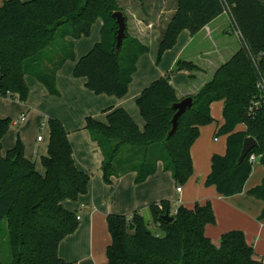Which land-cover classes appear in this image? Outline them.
Segmentation results:
<instances>
[{"label":"trees","instance_id":"1","mask_svg":"<svg viewBox=\"0 0 264 264\" xmlns=\"http://www.w3.org/2000/svg\"><path fill=\"white\" fill-rule=\"evenodd\" d=\"M226 11L242 36L240 49L191 96L192 107L178 118L172 135V105L180 100L170 77L195 69L182 60L135 99L142 130L123 108L105 109L104 121L84 119V129L102 156L105 184L127 173L141 184L159 166L170 173L176 186L184 184L192 175L190 148L200 127L213 122L210 105L214 101L223 102V124L216 134L226 135V151L211 157L205 185L215 187L222 197H231L243 192L253 165L250 154L260 156L264 169V97L257 86L264 79V0H176V11L158 42L157 59L174 47L181 31L194 36ZM114 12H121L126 23L118 51ZM97 19L102 21L100 42L75 62L73 76L85 78V86L96 95L124 97L148 47L128 32L119 0L4 1L0 6V97L25 102L28 76L57 96V71L74 61V41L87 37ZM9 125V118L0 119V150ZM238 125L244 131L236 132ZM48 129L47 155L41 158L43 174L24 157L19 138L5 155L0 153V264H69L58 256V245L78 223L63 202L86 195L90 176L76 167L62 123L48 119ZM248 137L256 146L238 162ZM247 195L263 203L258 219L264 220V176ZM148 211L150 222L138 212L106 217L107 264H264L241 231L222 234L218 246L205 236L204 228L215 223L208 202L192 209L179 206L172 214L170 203L163 200ZM165 214L172 217L171 222L161 219Z\"/></svg>","mask_w":264,"mask_h":264},{"label":"crops","instance_id":"2","mask_svg":"<svg viewBox=\"0 0 264 264\" xmlns=\"http://www.w3.org/2000/svg\"><path fill=\"white\" fill-rule=\"evenodd\" d=\"M4 1L6 0H0V6ZM126 1L134 2V0ZM135 3L138 6L141 5V1ZM146 5L149 17H145L143 14L141 17L138 16L137 21L142 25V28L137 29L134 36L145 46L149 43L151 44V41H156L158 44L176 11V0L148 1ZM125 7H127V4ZM134 10L135 8L131 9L128 6L125 10L126 17L131 16V19H134L136 17ZM128 23L129 20H127V25ZM234 26L229 12L226 11L203 27L194 36H191L186 30L179 33L176 39V44L179 42L178 47L174 53H170L167 57L166 67L168 70L166 73L175 67L178 60L190 63L195 67L191 72L187 70L176 72L178 75L184 74L187 76V86L182 89L177 86L178 84H176L174 78L171 79L176 73L170 77V84L179 100L183 97L195 95L202 86L212 80L219 67L228 62L239 51L241 42L233 33ZM64 65L56 73V86L59 89L60 98L66 95L68 99L69 97L74 99L76 93H78L81 98H85L93 104V110L86 112L93 117H97L100 112L103 115V111L107 108H123L129 112L127 110L129 109V101L135 100L144 88L158 79L155 73L152 76L149 75L136 85L128 98L125 96L117 98L114 96L96 95L85 86V78L73 76L75 63L73 66L66 68ZM162 71L158 72L161 77L163 75L161 73H164L165 70ZM81 79L83 80L79 81ZM28 82L29 96L25 102L20 104L22 111L12 122V126L17 125L18 121L25 119V111L40 117L42 112L36 106L54 103L52 102L53 99L50 96L48 97L43 85L36 80H29ZM77 90L78 92H76ZM34 94L37 97L31 100ZM86 107L90 108V106ZM50 115L51 117H57L66 130L76 167L90 176L89 189L86 195L80 196L74 204L69 203L68 200V202H63L64 209L68 211L76 213L77 209H82L76 214V217L79 218L76 230L62 239L58 245V256L67 263L107 264L104 257L97 251L95 240L97 228L106 222V217L111 214L130 216L134 212L145 211L150 205L158 204L163 200L168 201L171 207L174 206L172 211H175L178 206L192 209L195 204L210 203L215 216V223L207 225L204 228V234L215 246L219 245L221 235L226 232L241 231L247 242L248 237L253 234L252 231L249 232L250 229L254 228L259 232L264 227L262 220L258 219L263 203L247 195V192L256 187L257 184L248 187L246 185L242 193L227 198L220 196L215 187L205 185V180L210 172L211 157L213 155H224L226 151V135L223 136L225 138L223 144H219L216 141L218 138L214 136L218 128L223 124L222 101L211 103L210 116L214 122L200 127L199 136L190 148L192 175L180 192L176 191L177 186L170 173L164 172L160 166L154 175L141 184L134 183L133 173H127L113 179L111 184H105L101 172L102 156L96 143L91 141L88 132L84 128L83 130L76 128L78 126L72 125L71 119L67 120L60 114L52 113ZM69 123L71 126H69ZM244 129L243 125H238L235 131L241 132ZM81 134L82 137L79 136ZM37 137L36 142L32 141V144L22 137L24 155L30 161H32L33 157L41 156L42 158L47 155L46 149L48 148L45 146L39 149L40 155L38 152L33 151L34 144L35 147L39 148L37 142H43V139L38 141ZM4 140L2 138V144ZM13 145L14 139H11L6 146L9 149ZM263 176L264 169L262 178ZM257 258L259 257L257 256Z\"/></svg>","mask_w":264,"mask_h":264},{"label":"rangeland","instance_id":"3","mask_svg":"<svg viewBox=\"0 0 264 264\" xmlns=\"http://www.w3.org/2000/svg\"><path fill=\"white\" fill-rule=\"evenodd\" d=\"M138 1H141L140 6H138V4L135 3ZM148 1L149 2H155L156 0H134V2H128L126 0H119L120 7L124 13L126 12L125 10L127 9L128 6H130L131 9L135 8L134 12L136 14V17H134V19L133 18L131 19V16L127 17L128 18L127 20H129V23L127 25L128 32L132 36L136 35L137 29L142 28V25L139 24L137 21L138 16L141 17L143 14V16L149 17V13H148L147 8H146L147 7L146 4L148 3ZM126 4H127V7H125ZM101 26H102L101 20H96L93 23L92 28L90 30V33L87 37H83V38H80V39L74 41L75 58H74V61H67L64 65L65 68L73 66L74 63L80 57H82L86 53H88L89 50H91L95 44L100 42ZM176 43H175L176 46L174 45V47L172 49L165 51L161 55L159 60L157 59V53H158L157 52V45H158L157 42L151 41V44L149 43L147 45L149 52L147 55L141 57L138 60L136 72H135V74L132 78V81L128 87L129 92L127 90L128 94L127 93L125 94L126 98L130 97L131 92L136 87V85L138 83H140L143 79L147 78L149 75L152 76L155 73L156 76H158L157 78H160L161 76H159L158 72H163L162 70H165L164 73H161L163 75L167 72V70H168L166 67V62L168 59L167 57H168V55H170V53H174L175 49L178 47L177 45L179 44V42H178V44H176ZM173 78H174L176 84H178L177 86H179V88L181 87V89H182V88L187 86V81H186L187 76H185L184 74L178 75V73H176V75L171 77V79H173ZM29 80L35 81L32 77H29V76L26 77L27 87L29 84V82H28ZM82 80L83 79H81L79 81H82ZM56 89L58 91L57 96L50 95L47 92V90L45 89L47 94H48V97L50 96L51 99H53L52 102H54V103H52V104L46 103L42 106H38V107L36 106V108H38L40 110V112H42L40 117H38L36 114H31V112H29V111L28 112L25 111L24 112L25 119L23 121H18V124L13 125V126H12V122H14V120L19 116V114L22 111V108L20 106V104H22V103L17 102L15 100H10V99L0 97V119H5V118L10 119L9 128H8L6 134L3 136V138L5 140H4L3 144L1 143V150H0L1 155H3L7 150H9L10 148H12L14 146L13 145L9 149L6 146L7 144H9V141L11 139H14V144H15V141L17 140V138H19L22 142V137H23L26 140H28V142L30 144H32V141L36 142L37 136L41 137V140L43 139V142H37V145L39 146V148L35 147V144H34L33 151L38 152V154L40 155L41 153H40L39 149H42V147H44V146L46 148H48V144H49L48 119H51V118L57 119V117H51V115L49 116V114H52V113H54L56 115L60 114L61 116H64V118H67V120L71 119V124L74 126H78L76 128H80L82 130L84 128V122H85L84 119L86 117H92L98 121H104V116L101 114V112L97 117H93V116L88 115L86 113V112H90L91 110H93L94 106L87 99L81 98L78 93H76L74 99L71 97H69V99H68V97H66V95H63L62 98H60V92H59V89L57 86H56ZM76 92H78V90ZM28 96H29V87H28L27 98H28ZM36 97H37V95L34 94L31 98V100H34ZM27 98H26V100H27ZM184 98H186V97H183L182 99H184ZM182 99H180V100H182ZM129 102H130L128 104L129 109H127V110H129V112L128 111H126V112L134 120V122L137 124V126H139V129L142 130L144 123L140 117L138 108L135 104V100H133V101L130 100ZM86 106H90V108L88 109V107H86ZM86 110H89V111H86ZM134 111H135V113H134ZM69 126H71L70 123H69ZM79 133H81V132H79ZM79 136L82 137V134ZM214 136L216 138H218L216 141H218L219 144L224 143L225 138L223 136H219L216 133L214 134ZM22 144H23V142H22ZM46 152H47V149H46ZM24 157H25V155H24ZM32 162H34V164H35V170L37 172H39L40 174H43L44 169L41 165V156L33 157ZM262 175H263V166L260 164V162L254 163L252 165L251 173H250L248 179L246 180V182L244 184V187L246 185H247V187L254 185V184L259 185L261 182ZM188 180L184 184H179L177 186H179L180 188H183L186 185V183L188 182ZM76 201H69V203L74 204ZM148 208L145 211L142 210V211H137V212L140 213L146 221L150 222ZM172 208H174V206L171 207V209ZM81 210L82 209H77V212L76 213L74 212V213L78 214ZM71 212H73V211H71ZM125 217H129V216H125ZM262 223L264 224L263 220H262ZM149 229L153 230L152 224H150ZM250 231H252L253 234L248 237L247 243L251 244V246L254 247L253 249L255 250L256 255L260 259H263L264 258V227L259 232H257V229H254V228L250 229L249 232ZM109 239L110 238H109V233H108V229H107V222H104L100 227L97 228L95 240H96V249L100 253V255L102 257H104L105 261H107V259H106V248L108 246Z\"/></svg>","mask_w":264,"mask_h":264},{"label":"water","instance_id":"4","mask_svg":"<svg viewBox=\"0 0 264 264\" xmlns=\"http://www.w3.org/2000/svg\"><path fill=\"white\" fill-rule=\"evenodd\" d=\"M112 18L115 20L116 25H117V31H116V37H115V41H116L115 49L116 51H118L121 47L123 39L125 38L126 23H125V18L121 12H114L112 14ZM192 104H193L192 98L186 97L178 101L174 105H172V109L175 111V114L171 121L172 128H171V131L169 132V135H172L175 132L177 128L178 118L182 114H184L186 110L190 109L192 107ZM255 146H256V141L253 138L251 137L245 138L243 141V145H242L239 157H238V162L242 161L246 157V155L252 149H254ZM161 219L166 222L172 221V217H170L168 214H165L164 216H162Z\"/></svg>","mask_w":264,"mask_h":264},{"label":"built area","instance_id":"5","mask_svg":"<svg viewBox=\"0 0 264 264\" xmlns=\"http://www.w3.org/2000/svg\"><path fill=\"white\" fill-rule=\"evenodd\" d=\"M233 33L238 37V39L240 40V42H242V36H241L239 30L235 26H234V29H233ZM257 86H258V89L261 92V97H264V79L263 78H261L258 81ZM37 140L38 141H41V137H37ZM259 158H260V156H258L256 154H250V156H249V162L251 164H254V163L258 162ZM176 191L177 192H180L181 191V188L179 186H177L176 187ZM175 213H176V210L175 211H172V214H175ZM76 219L78 220L79 218L76 217Z\"/></svg>","mask_w":264,"mask_h":264}]
</instances>
